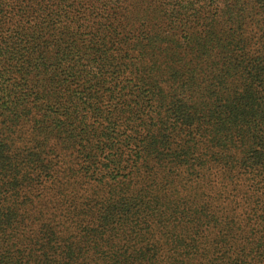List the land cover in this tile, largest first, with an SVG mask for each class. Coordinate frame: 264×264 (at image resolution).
I'll return each mask as SVG.
<instances>
[{
    "label": "trees",
    "instance_id": "obj_1",
    "mask_svg": "<svg viewBox=\"0 0 264 264\" xmlns=\"http://www.w3.org/2000/svg\"><path fill=\"white\" fill-rule=\"evenodd\" d=\"M0 264H264V0H0Z\"/></svg>",
    "mask_w": 264,
    "mask_h": 264
}]
</instances>
